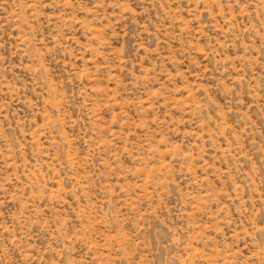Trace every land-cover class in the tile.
Listing matches in <instances>:
<instances>
[{
    "label": "rangeland",
    "instance_id": "obj_1",
    "mask_svg": "<svg viewBox=\"0 0 264 264\" xmlns=\"http://www.w3.org/2000/svg\"><path fill=\"white\" fill-rule=\"evenodd\" d=\"M0 264H264V0H0Z\"/></svg>",
    "mask_w": 264,
    "mask_h": 264
}]
</instances>
